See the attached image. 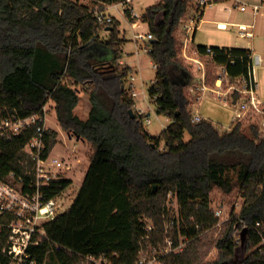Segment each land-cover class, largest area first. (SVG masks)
I'll return each mask as SVG.
<instances>
[{
	"label": "trees",
	"instance_id": "16d2710c",
	"mask_svg": "<svg viewBox=\"0 0 264 264\" xmlns=\"http://www.w3.org/2000/svg\"><path fill=\"white\" fill-rule=\"evenodd\" d=\"M80 1L0 0V117L44 116V107L52 100L62 130L93 147L72 206L44 225L47 238L31 249L37 264H45L49 255L58 264H80V255L137 264L142 250L166 238L164 205L171 192L176 194L182 219L180 232L173 233L175 245L179 234L188 241L181 252L164 257L163 264H264L257 227L264 225V136L259 125L251 124L250 134L242 123L221 133L208 120L192 122L187 91L192 73L179 58L175 31L194 0H159L141 17L154 36L148 53L157 73L149 94L156 98L157 113L172 121L158 137L145 130V115L135 112L132 117L129 112L136 99L126 88L131 68L120 63L127 42L121 38V22L116 18L100 22L96 10ZM91 1L108 6L126 0ZM124 11L134 19L131 8L125 6ZM103 32L109 33L107 39H102ZM99 45L113 51L112 62L97 59ZM206 48L198 46L197 51L206 55ZM213 49L212 61L227 65L232 81L247 77L251 51ZM177 73L187 78L184 83L175 81ZM80 85L91 103L87 119L75 113ZM34 131L32 127L20 136L0 135V179L11 172L30 179L25 175L24 148ZM186 133L191 136L187 142ZM57 137L58 132H47L46 154L57 145ZM56 184L55 191L60 192L72 181ZM236 186L244 200L240 214L226 223L218 239L200 236L218 222L210 207L212 190L218 187L231 193ZM144 216L154 222L153 230H147ZM245 227L247 245L239 259L237 233ZM214 247L219 256L207 261ZM10 249V233L0 232V264L13 263Z\"/></svg>",
	"mask_w": 264,
	"mask_h": 264
},
{
	"label": "rangeland",
	"instance_id": "374dc122",
	"mask_svg": "<svg viewBox=\"0 0 264 264\" xmlns=\"http://www.w3.org/2000/svg\"><path fill=\"white\" fill-rule=\"evenodd\" d=\"M159 0H132L130 3L126 4V7L131 8V13L134 12L138 15L135 17L134 21H130L125 14V6L121 5L118 8L115 6H102L99 4H94L91 0H81V4H85L90 8H94L96 10V14H103L104 16H111L116 18L121 22L120 30H121V38L125 39L127 42L123 46V53L120 58V63L122 66H129L133 68L131 69V74L136 77V82L134 85V90L137 91L138 96L135 98L137 103L134 107V113H139L140 110L144 111L145 117L143 118V125L147 133L151 137H158L161 133L171 124L170 118L159 115L156 111L157 105L155 101L150 97L149 89L154 84L157 70L154 67V63L148 53L146 51L149 48V42H143L142 40L138 41L137 36L139 34L147 35L149 33V28L146 23H144L141 19L145 10L150 6L154 5ZM220 7H223L221 10ZM227 7L231 9L226 10ZM247 11H242L241 6L236 7L232 2H227L226 5L218 6L217 8L208 9L207 18H219L220 20L227 21L230 23V26L221 30L216 26H203L198 30L195 43L203 46H215L218 48H232L236 42L247 44L253 43L254 46V67H255V75L259 84V95L261 100L264 102V8L260 10V14L254 17L252 13V9L248 6H245ZM192 7L189 10L188 15L181 21L179 26L175 31V35L179 40V58L190 67L192 78L187 91L191 98L190 110L193 114L195 111L199 110L201 115L213 123L221 133L229 131L234 124L235 117L237 114L236 108L225 106L224 102L217 98V96L213 92H208L207 95L201 102L199 106V101H197V97L202 94L200 90L202 86V72L198 69L197 64L193 63L191 59L185 57L183 52L184 40L186 37V30L184 29V24L189 22L190 18L194 15V8ZM133 10V12H132ZM231 23L240 25L241 23L248 24L252 27L255 25L254 34L255 38L250 39H241L239 37L238 27H233ZM109 37L108 32L102 33V39H107ZM195 43H191V46H194ZM96 55L98 56V60H102L103 62H112L114 60V53L111 49L104 47L103 45H99L95 48ZM193 49H190V55L200 59L206 67L207 73V84L209 87L215 89V82L218 78L219 69L218 66L212 61L209 56H200L199 54H194ZM176 82L184 83L187 79L184 74L177 73L174 76ZM131 80L128 79L126 83V88L131 89L130 85ZM235 84V81H232V84ZM229 86L228 82H225L224 89H227ZM79 89L81 101L77 107L76 113L84 117L89 108L91 107V103L86 94V89L80 85ZM195 104V105H194ZM44 111L46 113V125L50 130H54L58 132L57 137V145L53 150V154L55 156H60L65 158V161L71 165L72 170L69 173V176L72 178V184L69 186L67 190V204L68 208H70L80 190V187L84 181L85 173L87 172L88 163L90 161V157L93 153V147L89 145H84L82 141H78L75 136H69L65 131L60 127L56 111H55V103L50 100L48 104L45 106ZM148 114L151 116V123H148ZM236 123V121H235ZM242 123L243 130L250 134V126L253 123H259L256 118H247ZM261 135H264L262 132ZM191 136L186 133L185 141H189ZM236 179V175L232 174ZM211 209L214 212V216L218 219V222L211 229L206 230L200 234V236L209 234L213 240L218 239L223 231L225 230V225L230 221L233 217L236 218L244 205V200L241 196V191L238 186L234 188L231 193H225L220 188L215 187L211 192ZM164 215L163 220L165 225L169 218H176L179 213V204L176 202L175 197L170 198L167 197V200L164 205ZM222 211L221 217L216 215V211ZM142 221L148 227H155L154 222L148 218L147 216L142 217ZM181 224V222H180ZM180 228L177 227L178 230ZM260 232V236L262 238L261 244L258 246H264V226L258 229ZM241 230L237 233V243L241 247ZM257 249L254 248L250 252H253ZM245 255V249L241 248L239 252V259H242ZM219 256V250L217 248H213L207 257V261H214ZM45 264H58V261L52 256H47V261ZM257 264H263L261 262H257Z\"/></svg>",
	"mask_w": 264,
	"mask_h": 264
},
{
	"label": "built area",
	"instance_id": "2783aa9c",
	"mask_svg": "<svg viewBox=\"0 0 264 264\" xmlns=\"http://www.w3.org/2000/svg\"><path fill=\"white\" fill-rule=\"evenodd\" d=\"M132 0H126L113 4L118 8L119 6L130 3ZM209 4L207 0H197L195 3L194 15L190 18L189 22L184 24L186 30V37L184 40L183 52L186 58L191 59L193 63L197 64L198 69L202 72V86L200 90L202 94L197 97L199 106L208 92H213L217 98L224 102L225 106L236 108L237 114L235 117L236 123H241L247 118H256L259 121L258 125L261 133H264V102L259 95V84L255 75L254 56L251 55L249 71L247 77L236 78L235 84H232L227 73V65L218 66L219 74L215 82V89L207 84V73L205 64L196 57L190 55L191 43H193V35L197 28V23L201 20L204 8ZM262 5H255L253 14L257 16L260 13ZM245 11L246 7H242ZM133 12V10H132ZM100 22H111L113 17L104 16L103 14H96ZM132 16L138 17L134 12ZM240 36L242 38H252L253 33L248 31L247 25H241ZM138 41L143 42L151 41L154 36L151 34H139ZM151 47L146 51H150ZM194 54H199L197 49L192 51ZM216 51L213 48H206V56L213 58ZM234 64V61H230ZM156 69V65L154 64ZM132 73V72H131ZM131 96L136 98L137 91L134 90L136 77L130 74ZM155 82V81H154ZM225 82L229 86L224 89ZM130 90V89H129ZM130 93V91H129ZM154 98L153 100H155ZM195 105V104H194ZM45 108V107H44ZM45 113V111H44ZM140 114L144 115V111L140 110ZM148 116V123H151V116ZM206 119L201 115L199 110L192 114L193 123H201ZM35 128L33 136L28 140L25 145L24 152L26 153L27 165L25 175L30 177L26 180L25 176L19 175L16 172H11L7 179H0V232L8 231L11 235V249L10 254L14 261L12 264H37L36 259L31 253L33 247L41 246L44 243L47 234L44 225L54 220L60 214L66 212L67 204V190L66 189L56 192L57 181L66 179L71 180L69 176L71 165L65 161V158L55 156L53 150L46 154V138L47 132L50 129L46 125V113L44 116L41 114H34L29 117H21L19 115H10L0 117V135L1 136H20L29 128ZM264 136V135H263ZM56 192V193H55ZM170 198H174L176 202L177 197L174 193H169ZM222 211H216V215L221 217ZM9 218V222H2V218ZM182 222L180 210L176 218H169L164 225V234L166 236L163 243L150 246L147 250L140 252V257L137 264H163L162 259L172 253L181 252L186 243L187 238L179 234V244L175 245L173 233ZM264 225L260 223L257 227L260 228ZM155 227H148L147 230L151 231ZM180 232V228L178 229ZM148 237V236H146ZM80 264H113L112 259L109 257H97L95 255H80Z\"/></svg>",
	"mask_w": 264,
	"mask_h": 264
},
{
	"label": "crops",
	"instance_id": "0c3cea01",
	"mask_svg": "<svg viewBox=\"0 0 264 264\" xmlns=\"http://www.w3.org/2000/svg\"><path fill=\"white\" fill-rule=\"evenodd\" d=\"M134 1V0H133ZM196 1L197 0H194V2H193V4H192V9L194 8V12H195V3H196ZM207 2H209V4L204 8V12H203V15H202V17H201V20L197 23V28H196V30H195V32H194V35H193V43H195V39H196V35H197V32H198V30L199 29H201L203 26H205V25H207V26H216L218 29H221V30H225V29H227L229 26H230V23L229 22H227V21H223V20H220L219 18H207L206 16H207V12H208V9H212V8H217L218 6H221V5H226V3L227 2H232L233 3V5L234 6H236V7H239V6H241V10H242V7H245V6H248V7H250L251 9H252V13H253V9H254V6L255 5H262V8H264V0H207ZM109 6H111V5H108L107 6V8L109 7ZM150 6H152V5H150ZM149 6V7H150ZM261 8V9H262ZM191 9V10H192ZM220 9L222 10L223 9V7H220ZM226 10H229L230 12H231V9L229 8V7H227V9ZM243 11V10H242ZM245 11H247V9L245 10ZM244 11V12H245ZM261 13V12H260ZM259 13V14H260ZM258 14V15H259ZM254 15V14H253ZM257 15V16H258ZM127 16V15H126ZM254 17H256L255 15H254ZM128 18V17H127ZM129 19V18H128ZM184 19V18H183ZM182 19V20H183ZM130 20V19H129ZM181 20V21H182ZM130 21H134V20H130ZM147 24V23H146ZM232 24V26L233 27H238L239 28V26H241V25H247L249 28H248V31H250V32H252L253 33V37L252 38H250V39H253V38H255V34H254V29H255V25L253 24L252 25V27L251 26H249L248 24H245V23H241L240 25H238V24H234V23H231ZM147 26H148V24H147ZM239 37L241 38V39H246V38H242L241 36H240V30H239ZM191 46V45H190ZM198 46H203V45H198V44H194V46H191V48L194 50H196L197 49V47ZM206 47H211V48H215V46H206ZM233 48H236V49H245V50H249V51H251L252 52V55L254 54V51H255V49H254V46H253V43L251 42V43H247V44H243V43H239V42H236L234 45H233V47H232V49ZM200 55V54H199ZM200 56H204V57H206V55H200ZM211 58V57H210ZM110 62V61H109ZM214 62V61H213ZM122 64V63H121ZM131 68V67H130ZM132 70H133V68H131ZM134 71V70H133ZM136 103H137V101H136ZM137 106H138V103H137ZM91 108V107H90ZM90 108H89V111L87 112V114L84 116V117H81L82 119H87V117H88V115H89V112H90ZM76 110H77V108L75 109V113H76ZM77 114V113H76ZM78 115V114H77ZM234 124H235V121H234ZM234 124H233V126H234ZM233 128V127H232ZM232 128L229 130V131H231L232 130ZM76 138V137H75ZM77 140L78 141H82V143L84 144V145H89L90 147H92V145L88 142V141H85V140H81V139H78L77 138ZM56 147V146H55ZM54 147V148H55ZM54 150V149H53ZM89 165H90V161H89V163H88V167H89ZM88 167H87V169H88ZM86 174V173H85ZM85 177V176H84Z\"/></svg>",
	"mask_w": 264,
	"mask_h": 264
},
{
	"label": "water",
	"instance_id": "95a60500",
	"mask_svg": "<svg viewBox=\"0 0 264 264\" xmlns=\"http://www.w3.org/2000/svg\"><path fill=\"white\" fill-rule=\"evenodd\" d=\"M111 28H107V30H110ZM132 117H135V113L133 110L129 111ZM248 227H245L241 230L240 236H241V248H246L247 245V239H248Z\"/></svg>",
	"mask_w": 264,
	"mask_h": 264
}]
</instances>
